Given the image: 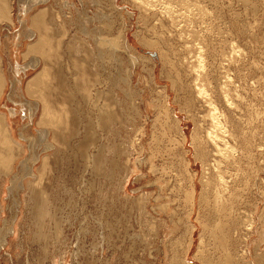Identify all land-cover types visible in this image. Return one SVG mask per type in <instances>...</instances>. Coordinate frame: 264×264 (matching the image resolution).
Returning a JSON list of instances; mask_svg holds the SVG:
<instances>
[{
	"label": "rangeland",
	"instance_id": "rangeland-1",
	"mask_svg": "<svg viewBox=\"0 0 264 264\" xmlns=\"http://www.w3.org/2000/svg\"><path fill=\"white\" fill-rule=\"evenodd\" d=\"M22 1H7L12 13L0 2L4 42L22 30ZM183 1L207 14L175 29L170 18L135 0H49L42 7L59 19L50 26L58 58L31 71L25 97L13 90L12 60L4 51L10 79L1 107L38 100L50 111L47 122L41 109L23 130L28 140L16 168L11 155L2 163L13 170L0 179V264H264V243L258 242L264 225V0ZM103 14L110 19L101 20ZM109 22L120 47L116 57L107 55L97 72L74 66L70 39L81 37L84 24L90 30ZM27 49L19 51L21 63L34 56L25 57ZM200 51L203 95L189 70ZM212 107L226 128L222 135L230 145L224 154L208 140ZM103 113L110 115L106 121ZM20 116L14 125L18 138ZM5 143L10 146L3 143V149L11 147ZM11 181L26 189L10 190ZM34 194L38 201L51 200L48 234L41 240L33 206L27 205ZM213 217L231 227L226 247L213 240ZM226 255L234 257L231 263Z\"/></svg>",
	"mask_w": 264,
	"mask_h": 264
},
{
	"label": "bare ground",
	"instance_id": "bare-ground-1",
	"mask_svg": "<svg viewBox=\"0 0 264 264\" xmlns=\"http://www.w3.org/2000/svg\"><path fill=\"white\" fill-rule=\"evenodd\" d=\"M1 1L2 0H0V2ZM7 1L3 0L4 6L6 7L8 13H12L11 4H9V2L7 3ZM48 1L49 0H23L22 4H21L20 17H19L20 22L22 24L21 32H19L18 34L16 33L13 38H10L6 42H4L5 40L3 41L2 37H0V163L2 165V163L5 161L7 155H9V156L11 155L12 157H10V158H11L12 166L14 169L16 168V159L25 150V143L24 142L26 140H28V138H27V136L23 130L28 128L30 125L34 124L35 118L41 109L43 111V116H42L41 121L43 123L47 122V118H48L50 108H49V104H47V102L41 104V102H38V100L37 101L26 100L25 103H23V102L21 103L22 105L16 104L15 108L6 109L5 107L4 108L1 107V102L4 98L3 88H5L7 85H9L8 83H9V79H10L8 73L6 72L4 64H3V62H4L3 61L4 51L9 50L8 54L12 60L13 77L11 79V83L13 84V90H14V92H19L21 97H25V91L23 88V84H24V80L26 78H28L29 75H31V73H32L31 71L34 69H37L42 64H44V66H45L47 64V62H49V60L52 61V60L58 58L57 54L53 53V51H52L55 48V45H54L55 43L53 41V38H52L53 35L51 33V30H50V26L55 27L54 24L56 22H58L57 21L58 18L55 19V16H54L55 14L50 15L49 14L50 12L49 13L47 12L50 15V16H47L46 11L49 9L47 8V6L42 7V5L47 4ZM135 1L139 3L140 7L144 8L146 10H149V9L151 10L152 8H154V9H156L155 10L156 13H161L162 15L166 16L167 18H170L169 20H171V23H172L174 28L177 25H179L180 22H183V21H184V23H185V21L188 22V21H190V19H192L195 16H196V18L199 17L200 21H201V19L207 14L206 9H205V11H203L202 9H204V8L197 7V6H199V4L198 5H195V4L189 5L190 1L189 2L185 1L186 3L183 0H135ZM197 3H198V1H197ZM1 4H2V2H1ZM191 5H192V7L190 8ZM194 5L197 8L194 7ZM67 7L68 6H66V8ZM193 7L196 9L193 10L194 9ZM2 8H4L3 4H2ZM2 8L0 11H2ZM153 10H151V11H153ZM2 13H5V11L1 12V14ZM1 14H0V19L2 17L6 16V14L3 16ZM107 17L108 16L106 14H103V16L100 17V19L101 20L110 19ZM0 22H1V20H0ZM194 23H196V22H194ZM189 24H191V23H189ZM97 26L98 25H96L95 27H97ZM111 27H112V24H111V22H109V23H106V26H104L101 29L98 27L96 29L92 28L90 30H87V24H84V28L80 31L81 37L79 38L77 35H74L70 39L69 43H67L68 44L67 45V49H68L67 51H68L69 55L75 54L74 58L69 57V60L75 61L74 66H77L79 64V66L83 67L85 70H88V66H90V67H92L90 70H93V72L94 71L97 72L98 63L103 61L107 55H112V56L116 57L117 52L119 51L120 47L118 46V44L116 42V38H114L111 34ZM56 29H59V27H57ZM105 30H107V31H105ZM52 31H53V33H55L54 30H52ZM191 31H193V30H191ZM191 31H189V32H191ZM59 45H61V44H58V46ZM123 45H124L125 49H126V47L127 48L129 47V40L125 36L123 38ZM26 47H28V49L26 50L24 55L25 54L26 55L32 54L34 56H31L29 61L21 63L19 51L23 48H26ZM198 53H200V54H198L196 56V60H195L196 63L191 64L192 63L191 62L190 63L191 65H189V64L188 65L190 68L189 70L192 69L191 71H193V72H191V73H193V76L196 78V82L194 79L193 85L197 89L198 94L203 95L205 93V90H203V88L200 86V83H199V81H197V79H201V76L204 74L203 70H202L204 63H202L203 62V60H202L203 55L200 56L201 51ZM82 54H84V57L80 58L79 56H82ZM26 55H25V57H26ZM87 75H88V73L86 75L84 74V76H87ZM40 77H41V74H39L36 77V79H40ZM49 77H50V73H49V71L46 70L43 73V79L48 80ZM86 86L90 87V85L88 84V81H86ZM117 86H119V84H116V87ZM46 88H48V81H46ZM122 91L125 92V90H122ZM114 103H115V100H114ZM26 105L28 106L27 108H26ZM41 105H42V108H41ZM210 105H211V103H210ZM4 106H6V105H4ZM208 108H210V107L208 106ZM216 110H217L216 107H212L210 112L208 113V121L210 120V122H212V125H211V123L209 125H211L212 128L208 129L209 131L207 133V136H208V140L214 144L213 146L217 147V148L215 147L217 152H219V153L221 152L224 154L226 151V146L229 147L230 144L227 145V142H226L227 140H225V137H224L225 135L224 136L222 135V131H223V133L226 132L225 131L226 128H224V125L219 118V114H218L219 112L218 111L216 112ZM20 111H26L23 118L20 116ZM19 116L21 118V121L23 120L24 124H23V127L20 128L21 131H23V132H22V134H20V137L18 138V136H16L17 129L14 128V125L16 124L17 118ZM109 116H110L109 113H103L102 114V120L106 121L109 118ZM25 121H27V124L25 123ZM86 129H87L88 140L92 141L94 139L93 126L91 124H89ZM47 133H48V129L43 128V130L40 131V137L42 139H44V136H46ZM8 141L10 142L11 147L6 149V147L4 146L5 149H3L2 148L3 143H4V145H7V143H5V142H8ZM220 145H222V146H220ZM110 147L111 148H109L107 150L109 153L112 152L113 150H115V149H113L112 146H110ZM105 151H104V153H105ZM3 153H5V155H3ZM38 159H39V157L37 156L34 159V161H36ZM101 159L102 158L100 156L99 161H101ZM6 160H8V159H6ZM1 165H0V179L6 178L7 177L6 175H8L13 170L12 167L7 169V167L4 166L5 167L4 168L3 165L2 166ZM30 168L32 171L34 167L31 166ZM40 170H41V172L44 171V173L47 171V164H46L44 159H43L42 167ZM113 170H114V168H113ZM110 173L113 174L114 172L111 171ZM12 183H13L12 186L9 187L10 190H13L14 186H18L24 190L26 189L25 185H23L22 183H19V182L15 183V181H13ZM0 185H1V183H0ZM2 186L4 188V186H6V185L2 184ZM32 187H33V182H30L29 183V191H32ZM216 190H217V187H216ZM218 191H221V190H218ZM221 195L222 194H220V197H223ZM36 196H39V195H37V194L31 195L29 200L27 201V205H28V202L30 201V205L33 206L35 218L38 219L37 221H33V224L35 225V236H36V238H39L41 240V239H45L47 237V234H48V231H47L48 229L46 226V217H48V216L51 217V208H50V201L51 200H50V197L49 198L46 197V198H43L41 201H38ZM216 198H218V197H215V199ZM219 198L217 200H219ZM218 202H219L218 204L224 203V202H220V201H218ZM227 202H228V200H227ZM22 203L23 202H21V205H22ZM213 203H216V201H214ZM220 205L222 207L223 204H220ZM0 206H3V197L2 196L0 197ZM225 206H227V208H228L229 205H227V203H226ZM217 207H216V210L219 212V214L220 215L223 214L222 213L223 207L222 208H220V207L217 208ZM229 208H230V206H229ZM226 209H225V211H226ZM226 213H228V211ZM226 213H224V214L227 215ZM216 214L218 215V213H216ZM223 217H225V216H223ZM230 217H231V215H230ZM213 219H215L214 227H216V229L218 230V231H216L215 228H213V230H214V232H212V236L214 237L213 240L215 241V239H216V241H220V243L223 241V243L221 245L226 247V245L229 244L228 243L229 242L228 237H230L229 230L231 227H230V225L228 226L227 224H224L223 221H221L218 218H217L218 220L215 217H213ZM260 227H262L260 229V232H259V230H257L259 232L258 233L259 234L258 235V242L264 243V225H262ZM9 230L12 231L13 227H10ZM2 241L3 242L5 241L4 238L2 239ZM227 252H228V249H227ZM231 258H234V257H231ZM231 258H230V256H227V258H225V259H227V261H229V263H231L230 262ZM262 258H263L262 253H261V255L259 253H257L255 256V259L258 261H261ZM187 263L191 264L188 261H187Z\"/></svg>",
	"mask_w": 264,
	"mask_h": 264
}]
</instances>
